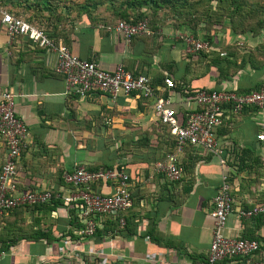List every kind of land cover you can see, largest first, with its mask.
I'll use <instances>...</instances> for the list:
<instances>
[{"label":"crops","instance_id":"0c3cea01","mask_svg":"<svg viewBox=\"0 0 264 264\" xmlns=\"http://www.w3.org/2000/svg\"><path fill=\"white\" fill-rule=\"evenodd\" d=\"M63 1L1 0L0 5L34 25L28 5ZM100 10L79 15L70 24L56 22L70 26L59 41L102 69L122 64L133 73H145L157 93L169 98L179 121L200 107L194 90L245 93L264 86V29L237 35L223 28L211 40L198 30L196 37L214 44H209L210 52H189L173 41L171 23L125 42L98 23ZM53 66L50 51L25 35L9 37L0 19V94L14 93L17 116L27 126L18 188L67 193L72 187L64 181L65 172L122 165L129 174L132 205L124 213L125 227L103 217L92 237L78 234L82 223L63 202L12 209L0 217V264H188L203 259L212 237L211 199L223 172L228 173L233 199L223 234L255 239L259 254L264 252V214L236 215L238 209L264 202V146L258 138L264 134V107L249 105L233 113L226 106L216 129L218 153L184 147L177 153L181 178L169 181L156 165L176 150L168 127L155 116L152 99L133 93L111 99L104 92L81 98L66 92L64 78ZM165 77L174 81V88L164 85ZM3 152L0 140V166ZM93 188L110 190L105 182Z\"/></svg>","mask_w":264,"mask_h":264},{"label":"built area","instance_id":"2783aa9c","mask_svg":"<svg viewBox=\"0 0 264 264\" xmlns=\"http://www.w3.org/2000/svg\"><path fill=\"white\" fill-rule=\"evenodd\" d=\"M0 19L9 37L25 35L54 55L53 70L63 76L66 92L81 98L104 92L111 99L120 93H133L143 99H152L156 118L168 127L174 139L176 152L167 153L164 162L156 165L169 181L181 178L182 169L177 163V153L182 152L184 147L194 146L218 153L216 129L222 124L226 106L233 113H239L249 105L264 107V86L245 93L227 89H202L194 94V100L200 108L187 112L184 120L179 121L169 98L157 93L146 74L134 75L122 64L116 65L113 70L102 69L95 62L76 55L64 43L56 42L42 28L14 16L1 6ZM107 29L118 34L125 42H130L136 35L149 33L146 19L136 23L119 21ZM174 39H182L189 52L209 48L207 41L184 31L174 34ZM164 83L168 88L174 86V81L169 77L164 79ZM14 97V93L8 90L0 94V140L5 146L0 170V217L15 208L61 200L66 206L75 209L76 217L82 223L77 231L80 236H94L103 217L117 218L119 227H123V214L132 205L129 174L124 167L89 170L79 166L65 172L64 181L72 187L67 193L18 188V161L25 147L27 126L17 116ZM258 138L264 146V134H259ZM104 182L110 187L109 192L93 188L95 184ZM232 202L229 176L223 172L211 199L209 214L212 219V237L207 254L203 259L190 260L188 264H264V252L259 254V241L223 234L232 211ZM261 213L264 214V203L255 204L249 209H238L236 215L237 218H250Z\"/></svg>","mask_w":264,"mask_h":264},{"label":"trees","instance_id":"16d2710c","mask_svg":"<svg viewBox=\"0 0 264 264\" xmlns=\"http://www.w3.org/2000/svg\"><path fill=\"white\" fill-rule=\"evenodd\" d=\"M213 1H215L214 6L212 5ZM29 6L32 7L35 16V20L31 21V23L42 28L51 38H54L56 42H60V39L57 37L62 35V31L70 27L66 26L70 24L68 22H71L79 15L81 17L82 14L91 16L92 11L99 8H102V10L99 11L100 13L97 12L98 23H102L104 28L114 25L119 21L136 23L146 19L149 33L136 35L133 38L137 36H150L153 33H157L159 26L165 23H171L174 26L173 35L179 31H184L196 37L195 35L198 33V30H202L204 36L210 40L211 38L209 37L212 36L215 31L223 28L226 30L231 29L229 32L237 35L264 29V0H65L61 4L54 3L47 5L39 3L36 4V6L28 5L27 8H29ZM66 7L68 8L67 12L62 13L61 8ZM7 11L15 16H20L18 11ZM44 11H46V15L43 14ZM112 14L114 17L110 16ZM45 19H47V24L44 25L43 22H45ZM226 19L228 20V24L224 22ZM56 22H66L68 24L57 26ZM189 30H192L193 34ZM200 39L206 41L205 38ZM173 41L185 50V43L182 39ZM208 44L212 43L208 42ZM210 50L209 45V48L203 51L210 52ZM218 54L224 55L225 52L218 51ZM140 73L142 72L133 74L138 75ZM164 85L166 86L165 83ZM174 86L170 88L172 89ZM199 90L202 89L194 90L192 94L194 95ZM199 108L200 107L197 109ZM172 143L173 147H175L174 139H172ZM120 166L123 167L122 165ZM24 190L30 191L35 189L27 188ZM55 201L62 202L61 200H52V203H55ZM263 203L264 202L256 204ZM40 205L42 204L36 206ZM123 216L125 218V214H123ZM114 220L117 224L118 219L114 218ZM123 227H125V225Z\"/></svg>","mask_w":264,"mask_h":264},{"label":"rangeland","instance_id":"374dc122","mask_svg":"<svg viewBox=\"0 0 264 264\" xmlns=\"http://www.w3.org/2000/svg\"><path fill=\"white\" fill-rule=\"evenodd\" d=\"M54 1H60V0H49L50 3H53Z\"/></svg>","mask_w":264,"mask_h":264}]
</instances>
